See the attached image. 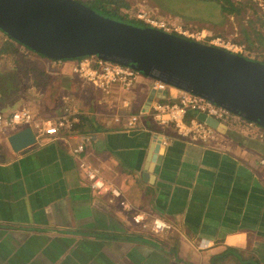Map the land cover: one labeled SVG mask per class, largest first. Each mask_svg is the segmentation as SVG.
Wrapping results in <instances>:
<instances>
[{
    "label": "crops",
    "instance_id": "obj_1",
    "mask_svg": "<svg viewBox=\"0 0 264 264\" xmlns=\"http://www.w3.org/2000/svg\"><path fill=\"white\" fill-rule=\"evenodd\" d=\"M26 56L45 72L28 91L21 77L6 79L0 111L35 97L51 117L69 94L81 120L62 138L39 137L19 150L11 133L0 134V264H264V142L217 120L216 139L190 143L153 119V103L170 99L153 79L105 93L71 62L51 75L48 57ZM131 114L140 116L133 128L115 120ZM82 135L91 139L76 155ZM81 162L111 189H94ZM138 214L168 227L143 229Z\"/></svg>",
    "mask_w": 264,
    "mask_h": 264
},
{
    "label": "water",
    "instance_id": "obj_2",
    "mask_svg": "<svg viewBox=\"0 0 264 264\" xmlns=\"http://www.w3.org/2000/svg\"><path fill=\"white\" fill-rule=\"evenodd\" d=\"M0 29L52 59L97 56L223 105L264 126V63L155 26L106 17L79 0H0ZM213 124L217 120L200 114ZM15 150L36 141L9 135Z\"/></svg>",
    "mask_w": 264,
    "mask_h": 264
},
{
    "label": "built area",
    "instance_id": "obj_3",
    "mask_svg": "<svg viewBox=\"0 0 264 264\" xmlns=\"http://www.w3.org/2000/svg\"><path fill=\"white\" fill-rule=\"evenodd\" d=\"M149 25L169 31L163 28L162 25H157V22L154 21H151ZM179 34L194 40L203 41L201 40L202 37L195 35V33L184 32ZM1 39L9 40L8 36L3 35L2 29H0ZM209 43L233 52H242L243 50L242 46L232 44L230 41L225 43L220 37L211 39ZM48 59H50V62L46 67L47 73L58 75L71 62L70 69L73 73L92 83L105 93H109L111 86L116 83L123 89H130L143 76V74L131 67L103 60L97 56H84L77 59ZM152 86L160 93L168 92L170 96L169 101H156L153 103L151 114L153 119L162 126H173L176 134L186 141L190 143L208 142L216 139L217 136V130L208 121L198 116L187 120V113L192 111L196 114H205L219 121H230L235 128L264 142V126L233 113L225 106L162 81L159 82L153 79ZM80 115L81 112L75 99L69 94H64L62 96V109L55 116L45 117L27 106L12 110L9 113L0 111V134H13L30 127L36 138L46 136L62 138L65 134H70L74 131L75 125L81 120ZM123 118L126 119L128 128L135 127L140 120V116L137 114L127 115L126 117L115 115L117 122ZM90 139V135H82L83 142L73 148L74 154L79 155L83 152L84 141H89ZM80 166L86 175L93 180L92 187L94 189L99 192L111 189L110 184H105L98 180L95 171L90 169L85 162H81ZM112 191L115 193V190ZM112 201L113 199H111ZM121 204L124 207L129 206L126 201H121ZM133 220L135 223L140 224L143 229L153 232H160L168 227V224L160 219H154L150 224L145 221L144 216L141 214L134 215Z\"/></svg>",
    "mask_w": 264,
    "mask_h": 264
},
{
    "label": "rangeland",
    "instance_id": "obj_4",
    "mask_svg": "<svg viewBox=\"0 0 264 264\" xmlns=\"http://www.w3.org/2000/svg\"><path fill=\"white\" fill-rule=\"evenodd\" d=\"M127 1H129L131 7L129 9L124 8V11L128 12L132 18L140 19L147 24H150L151 21H154L157 22V25H162L163 28L169 30L170 32H187L190 34L195 33V35H199L200 37H202L201 40H203L202 42L205 43H209L211 39L220 37L225 41V43L230 41L232 44L238 45L233 41V32L238 31L239 33L238 23H235L236 21L232 18L228 22L225 21V26H219V21H222L224 19L222 14L220 13L219 7L216 5H206L204 3L194 1L188 2V0ZM256 1L259 2L260 8L264 10V0ZM220 29H222L221 31L226 32L227 37L217 34L218 32H220ZM2 41L5 40L1 39L0 43ZM10 42L13 46L10 44L11 46H9V48H6V46L0 44V87L3 88L6 93V79H14L16 78L14 76L17 75V77L19 76L21 77V79L25 80V91H28L27 89H29V83L32 81V79L34 77L38 78V76L42 75L45 70L39 67H30L27 64L28 60L26 59V55L28 53L30 54V51L27 48H24L25 46H22L17 42ZM13 49H17L16 51L14 50L16 53L12 51ZM30 64L33 65L32 61L30 62ZM14 82L16 83V81ZM18 85L19 89H21L22 84ZM27 95L28 98L31 95H33L32 97H34V92L33 94L27 93ZM27 101L30 103V105H27L30 109L37 113L40 112L41 109L40 106H38L40 103L35 99V97L28 99Z\"/></svg>",
    "mask_w": 264,
    "mask_h": 264
},
{
    "label": "trees",
    "instance_id": "obj_5",
    "mask_svg": "<svg viewBox=\"0 0 264 264\" xmlns=\"http://www.w3.org/2000/svg\"><path fill=\"white\" fill-rule=\"evenodd\" d=\"M80 2L90 6L96 12L119 21L128 22L138 26H148L149 24L137 18H132L124 8H130L131 5L127 0H79ZM179 1V0H177ZM201 2L206 5H216L220 9L223 16L222 21H219V26H225L226 22L234 19L238 23L239 33L233 32V41L243 47V51L239 54L252 60L264 63V10L259 6L256 0H188V2ZM171 2V1H170ZM187 2V1H185ZM226 21V22H225ZM218 32L220 36L227 37L225 31ZM3 31V30H2ZM228 32V30H227ZM181 35L177 32H174ZM235 34V35H234ZM3 35L8 36L10 41L18 42L3 31ZM218 35V36H219ZM217 36V35H216ZM10 41H2L0 44L9 48ZM26 47V46H25ZM31 53L46 57L34 50L26 47ZM17 49H13L15 51Z\"/></svg>",
    "mask_w": 264,
    "mask_h": 264
}]
</instances>
